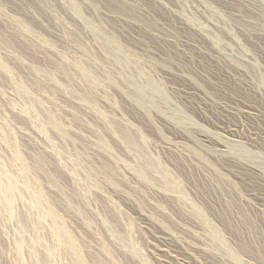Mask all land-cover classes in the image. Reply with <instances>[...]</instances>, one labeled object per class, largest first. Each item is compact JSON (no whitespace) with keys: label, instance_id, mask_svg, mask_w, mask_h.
Wrapping results in <instances>:
<instances>
[{"label":"rangeland","instance_id":"obj_1","mask_svg":"<svg viewBox=\"0 0 264 264\" xmlns=\"http://www.w3.org/2000/svg\"><path fill=\"white\" fill-rule=\"evenodd\" d=\"M0 9V164L22 184L18 145L40 210L54 208L86 263L264 264V167L246 157H264V0ZM32 202L0 201V264H78Z\"/></svg>","mask_w":264,"mask_h":264},{"label":"bare ground","instance_id":"obj_2","mask_svg":"<svg viewBox=\"0 0 264 264\" xmlns=\"http://www.w3.org/2000/svg\"><path fill=\"white\" fill-rule=\"evenodd\" d=\"M158 1V0H157ZM180 1V0H179ZM73 7H74V5H73ZM1 10V9H0ZM75 10L77 11V14H80L78 11H79V9H76V7H75ZM176 10V9H175ZM2 11V10H1ZM176 11H178V10H176ZM172 13V12H171ZM0 15H1V13H0ZM2 19V18H1ZM213 22V21H212ZM91 23V22H90ZM188 23V22H187ZM191 23V22H190ZM23 25V24H22ZM21 25V26H22ZM92 25V27H93V24L91 23L90 24V26ZM191 25H193L192 23H191ZM14 26V25H13ZM16 26V25H15ZM193 30H197L195 27H193L192 28ZM201 29V28H200ZM24 30V29H23ZM22 30V31H23ZM27 30H28V28H27ZM28 32V34H29V31H27ZM196 32V31H195ZM202 32V31H201ZM200 32V33H201ZM24 33H25V31H24ZM13 36V35H12ZM29 37H32L30 34L28 35ZM27 37V36H26ZM35 38V37H34ZM33 38V39H34ZM209 38V37H208ZM207 38V39H208ZM21 40H22V38H20ZM36 39V38H35ZM211 39H212V37H211ZM209 40H210V38H209ZM24 41H25V39H24ZM213 41V40H212ZM37 42V41H36ZM215 42V41H214ZM24 43V42H23ZM110 43V42H109ZM109 43H107V45L105 46V48L107 47V52L108 53H110V54H112V53H114V52H116V53H119V54H121V49H117V47H116V45H115V47H113L112 45H110ZM190 43V42H189ZM217 43V42H216ZM195 46H197V45H195ZM205 46V45H204ZM213 48H214V46H213ZM44 49V48H43ZM50 49V48H49ZM50 50H53V49H50ZM219 50V49H218ZM226 50V49H225ZM219 51H221V49L219 50ZM53 52H54V50H53ZM213 54V53H212ZM214 55V54H213ZM220 55V54H219ZM227 55V54H226ZM230 55V54H229ZM122 56H126L125 54L123 55V52H122ZM221 56V55H220ZM238 56V55H237ZM226 57V56H225ZM0 58H1V56H0ZM118 58V57H117ZM216 58V60L218 61V62H222L223 60H222V58H220V57H215ZM60 59H62V58H60ZM226 59V58H225ZM228 59V58H227ZM1 60V59H0ZM129 60V59H128ZM221 60V61H220ZM116 61V60H115ZM214 61V60H213ZM61 62V61H60ZM232 63V62H231ZM64 64H65V62H64ZM78 65V64H77ZM254 65V64H253ZM62 66V65H61ZM240 66V65H239ZM0 67H2L3 68V71L2 72H4V70L6 71V73H7V71H9V68L4 64V62H1L0 61ZM233 67H234V65H233ZM77 69H78V72H79V74L84 78V79H86L87 81H89V82H91V83H96L98 80H99V78H98V76L93 72V71H90L91 69H89V68H85V67H83V66H79V68H78V66H77ZM240 69V68H239ZM2 70V69H1ZM37 70V69H36ZM225 72L227 73V74H230V71L227 69V70H225ZM9 73V72H8ZM240 73V72H239ZM242 75V74H241ZM47 76H48V74H47ZM46 76V77H47ZM12 78V77H11ZM263 78V77H262ZM12 80H13V78H12ZM111 80V79H110ZM264 80V79H263ZM262 80V81H263ZM142 81V80H141ZM150 82H152V81H150ZM135 83V82H134ZM140 83V82H139ZM153 84V83H152ZM21 86H22V84H20ZM138 85V81H137V84L135 85V88H136V86ZM151 85V84H150ZM253 85H255V84H253ZM257 85V84H256ZM19 86V85H18ZM142 86V85H141ZM156 86V85H155ZM155 86H153V93H159V94H161L160 92H161V90L159 89V88H157V87H155ZM16 87H17V85H16ZM151 87V86H150ZM20 88V86L18 87V89ZM139 88H140V92H142L141 91V87L139 86ZM21 89V88H20ZM19 89V90H20ZM137 89H138V87H137ZM256 89V88H255ZM254 90V89H253ZM22 91V89L20 90V92ZM24 91V90H23ZM258 91V90H257ZM24 92H27L26 91V89H25V91ZM23 92V93H24ZM261 92V91H260ZM263 92V91H262ZM146 93V92H145ZM28 94V93H27ZM25 95V94H24ZM145 95V94H144ZM148 95V94H147ZM146 95V96H147ZM157 96V95H156ZM147 97H149V96H147ZM141 98V97H140ZM150 98H151V96H150ZM149 98V99H150ZM54 121H56V120H54ZM49 124V123H48ZM39 125H41V124H39ZM58 125H59V123H58ZM57 124H56V122H55V127L56 128H59V130H60V126H58ZM62 129V128H61ZM42 132V131H41ZM40 132V133H41ZM64 134V133H63ZM62 134V135H63ZM47 135V134H46ZM49 143H51V142H49ZM16 144H17V142H16ZM235 145V144H234ZM233 145V146H234ZM51 147V146H50ZM236 147H238V146H236ZM232 148V147H231ZM234 148V147H233ZM53 149V148H52ZM237 149H239V147L237 148ZM235 150H236V148H235ZM240 152V151H239ZM237 153H238V151H237ZM241 153V152H240ZM242 153H243V151H242ZM246 153V152H245ZM244 154V153H243ZM247 154V153H246ZM243 156H245V155H243ZM250 157L255 163H257V164H261L263 167H264V157H261V156H258V155H246V157ZM14 159L16 160V162H20V163H22V165H21V170H20V172H19V177L22 179V184H20L19 185V183L15 180V178H14V176L12 175V174H10L9 173V171L6 169V167L4 166V165H2V164H0V201L5 205V206H7L8 207V209H9V211L10 212H13L14 211V209H15V204H16V201H17V199H18V197L20 196V193H21V191H23V190H25V191H29V192H31V194H32V198H33V202H32V204L30 203V205H32V207L33 208H35V210L37 209V210H40V204L45 200V198H44V193L40 190V188H36L35 186H33L32 185V183L30 182V179H29V177L31 176L30 175V172H31V168L30 167H26L23 163H24V161H23V159H22V157H21V154L19 153V148H18V145H15V157H14ZM13 162H14V160H13ZM11 163V162H10ZM17 163V164H18ZM19 163V164H20ZM42 165H43V162L41 161V160H39V161H37L36 162V164H35V167L37 168V169H42ZM13 166V165H12ZM11 166V167H12ZM15 166V165H14ZM17 168H18V166H17ZM19 168V169H20ZM37 171V170H36ZM39 185V184H38ZM40 186V185H39ZM30 199V198H29ZM32 200V199H31ZM29 202V201H28ZM47 202V201H46ZM46 202H45V204H46ZM49 203V202H48ZM29 204V203H28ZM43 205H44V203H42ZM46 206H47V204H46ZM44 207V206H43ZM42 207V208H43ZM39 214V222H41V223H43L45 220L47 221V219H51L53 222H52V227H51V235H52V237H53V239H54V241L56 242V244L57 245H59L60 247H63V248H66L70 253H72L74 256H75V259H76V261H77V263L78 264H89V263H86V260H85V258H84V256L82 255L83 253L81 252V251H79V246H80V244H78L77 243V241H78V239H75V237L73 236L74 234H72L71 232H70V230L68 229V227L67 226H65V225H63L62 223H60L59 222V220H58V216H57V218H56V211H54V208L51 206V205H48L45 209H41L40 210V212L38 213ZM201 214V213H200ZM8 215V214H7ZM11 217V216H10ZM207 218V217H206ZM50 220V221H51ZM205 220V219H204ZM204 220H202L201 221V223H203L204 225H206L207 224V226H208V224H209V222L207 223L206 221H204ZM45 224H46V222H45ZM42 225V224H41ZM48 225V224H47ZM199 225V224H198ZM49 226V225H48ZM51 226V225H50ZM49 226V227H50ZM200 226H202V225H200ZM206 226V227H207ZM213 226V227H212ZM211 227H210V230H211V232H210V236H211V238H212V240L214 241V243H218L219 245H221V242H225V239H224V241H223V238H222V234H220V232L219 231H217L219 228H217V229H215L214 228V225H212ZM216 227V226H215ZM202 229V228H201ZM23 230V229H22ZM203 230H204V228H203ZM201 232H203V231H201ZM207 232H209V231H206V233ZM202 234V233H201ZM197 235H199V234H197ZM20 236V235H19ZM202 236V235H201ZM19 238V237H18ZM196 238V237H195ZM201 238H203V240H204V237L202 236ZM207 238V237H206ZM208 239H209V237H208ZM206 240V239H205ZM211 240V241H212ZM22 242H23V240H21ZM202 241V240H201ZM212 241V242H213ZM216 241V242H215ZM204 242V241H203ZM202 243V242H201ZM213 244V243H212ZM79 245V246H78ZM207 245V244H206ZM223 245V244H222ZM25 246V245H24ZM55 246V245H54ZM223 246H226L227 247V245L225 244V245H223ZM204 247V246H203ZM218 248H220V247H218ZM222 248V247H221ZM52 249V248H51ZM223 249H225V248H222V250ZM226 249H228V248H226ZM225 249V250H226ZM59 250V249H58ZM64 250V249H63ZM81 250V249H80ZM215 250V249H214ZM224 250V251H225ZM229 250H231L230 248H229ZM229 250H227V251H229ZM31 251V250H30ZM209 251V250H208ZM233 251V250H232ZM51 252V251H50ZM54 252V251H53ZM206 252V251H205ZM231 252V251H230ZM82 253V254H81ZM218 253V252H217ZM228 253V252H227ZM231 253H233V252H231ZM212 254V253H211ZM31 255H32V253H31ZM55 255V254H54ZM230 255V253L228 254V256ZM236 255V254H235ZM34 256V255H33ZM32 256V257H33ZM49 257V256H48ZM231 257V256H230ZM236 257V256H235ZM33 258H35V257H33ZM55 257H53V259H54ZM234 258V257H233ZM35 260V259H34ZM234 261V260H233ZM236 261H237V259H236ZM239 262V261H238ZM40 263L41 264H47L46 263V261L44 260V259H41L40 260Z\"/></svg>","mask_w":264,"mask_h":264}]
</instances>
